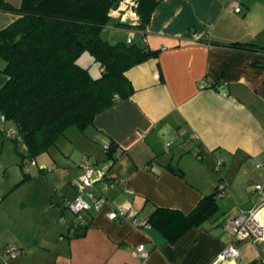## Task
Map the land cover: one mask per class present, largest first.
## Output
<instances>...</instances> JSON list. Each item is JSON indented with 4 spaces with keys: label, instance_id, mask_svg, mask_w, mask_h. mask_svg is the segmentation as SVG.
I'll return each mask as SVG.
<instances>
[{
    "label": "crops",
    "instance_id": "1",
    "mask_svg": "<svg viewBox=\"0 0 264 264\" xmlns=\"http://www.w3.org/2000/svg\"><path fill=\"white\" fill-rule=\"evenodd\" d=\"M5 1L13 8L22 3ZM155 1L145 32L133 41L158 54L127 71L128 99L96 115L84 132L69 128L48 152L23 163L18 153L25 155V146L0 127V160L9 145L17 167L31 161L38 169L0 181V264H264L263 244L247 241L236 244L238 259H219L231 242L225 219L250 209L251 186L264 184V0H239L240 14L229 0ZM16 18L0 11V31ZM1 62L0 88L7 81ZM111 142L113 161L105 159ZM83 165L94 171L102 204L95 207L88 189L82 199L89 209L75 216L66 205L79 196ZM220 185L226 193L218 199L233 196L235 206L215 219L218 205L176 243L146 224L156 208L190 213ZM13 194L16 212L6 204ZM117 209L132 211L134 220L109 219Z\"/></svg>",
    "mask_w": 264,
    "mask_h": 264
},
{
    "label": "trees",
    "instance_id": "2",
    "mask_svg": "<svg viewBox=\"0 0 264 264\" xmlns=\"http://www.w3.org/2000/svg\"><path fill=\"white\" fill-rule=\"evenodd\" d=\"M116 0H22L13 8L0 0V11L17 18L0 31L2 73L7 77L0 88V116L14 125L22 163L48 152L69 128L84 132L94 117L133 94L126 77L131 68L157 57V52L125 38L109 41L106 34L121 35L126 28L143 34L156 6L155 0H138V22L120 23L110 17ZM229 48H252L249 43H231ZM87 52L99 65L94 78L77 61ZM113 142L105 159L114 160ZM182 177L179 169L169 167ZM104 187V186H102ZM89 193L102 204L93 185ZM218 192L204 196L188 214L156 208L148 224L169 244L176 243L193 228L201 227L218 211ZM100 207V206H99ZM77 216V215H75Z\"/></svg>",
    "mask_w": 264,
    "mask_h": 264
},
{
    "label": "built area",
    "instance_id": "3",
    "mask_svg": "<svg viewBox=\"0 0 264 264\" xmlns=\"http://www.w3.org/2000/svg\"><path fill=\"white\" fill-rule=\"evenodd\" d=\"M138 0H122L118 3L117 7L110 11V17L113 20H118L120 23L129 22L131 26H135L138 22V15L136 13ZM229 5L236 14L241 13V5L239 0H229ZM126 43L130 44L136 32L132 28H126L124 31ZM3 120V119H1ZM9 139L16 138L15 130L6 134ZM217 168V167H216ZM82 175L77 183L76 190L78 197L70 203H67L66 208L74 215H79L81 211L88 210V203L82 199L86 191L91 188L94 183L92 176L94 171L92 167L83 165ZM252 194L255 199V204L248 210H238L232 215L228 216L224 223L223 228L227 235L230 237L231 242L223 249L219 255L220 260H236L239 257L236 244L240 242H250L252 244H263L264 246V184H254L251 186ZM218 197H222L226 193L224 185L217 187ZM91 197L90 193L86 194ZM95 207H99V202L94 203ZM111 220L124 219L134 220V214L128 209H117L108 213ZM140 257H144V247L139 245L136 249ZM7 253L11 257L17 255L16 250H8ZM264 263V261H263Z\"/></svg>",
    "mask_w": 264,
    "mask_h": 264
},
{
    "label": "rangeland",
    "instance_id": "4",
    "mask_svg": "<svg viewBox=\"0 0 264 264\" xmlns=\"http://www.w3.org/2000/svg\"><path fill=\"white\" fill-rule=\"evenodd\" d=\"M105 38L109 41H114L117 39H121L120 35L117 34H106ZM77 63L81 66L84 67L86 69H88L90 75L94 78L99 76V65L98 63H96L93 58L90 56V54H88L87 52L83 53L80 58L78 59ZM0 64H2L1 59H0ZM0 127H2V130H4L5 132L9 133V132H13V126L12 123L10 121H2L1 117H0ZM71 131H75V130H71ZM76 134V133H75ZM77 135V134H76ZM1 137V134H0ZM9 143V142H7ZM9 148V152L4 151L3 156L0 160V181L3 182H12L15 178L18 177V175L23 174V173H31V175L33 173H37L38 169L37 167L31 166V161H27V163H25L23 165V168L20 169L19 167H17V160L14 157L12 151H11V147L8 145L7 146ZM20 149L23 150L25 152L24 146L21 145ZM6 176L9 177V180H6ZM23 191V190H20ZM21 193V192H18ZM19 195L18 194H13L11 196V199L9 198V201H6V204L10 205L12 207V209L10 210L11 212H13L14 210H16L18 208V204H19ZM239 200L241 201H247L248 200V195H246L245 193H241V195L238 197ZM251 198V197H250ZM234 197L233 196H227L225 195L224 198L222 199H218L217 203L219 205V213H217V215H215V219L216 218H221L223 216V212L224 210H226L228 208V206H235V202L233 201ZM255 203V201H254ZM228 211V210H227ZM225 211V212H227ZM16 212V211H14ZM71 213V212H70Z\"/></svg>",
    "mask_w": 264,
    "mask_h": 264
}]
</instances>
